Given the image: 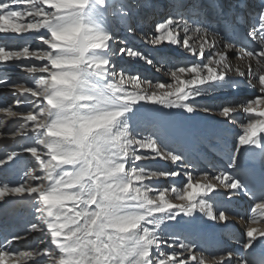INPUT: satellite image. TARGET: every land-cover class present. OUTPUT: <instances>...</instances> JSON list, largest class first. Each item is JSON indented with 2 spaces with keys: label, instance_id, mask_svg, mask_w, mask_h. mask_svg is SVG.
I'll use <instances>...</instances> for the list:
<instances>
[{
  "label": "clouds",
  "instance_id": "clouds-1",
  "mask_svg": "<svg viewBox=\"0 0 264 264\" xmlns=\"http://www.w3.org/2000/svg\"><path fill=\"white\" fill-rule=\"evenodd\" d=\"M40 3L50 10L37 8L34 3L35 15L27 14L33 16L31 20L11 16L22 32L39 33L43 29L45 35L38 39L47 46L42 51L31 52L30 46H25L20 52V56L28 54L43 62L24 69L35 77L34 94L41 98L38 103L44 105L38 124L44 129L38 138L41 150L33 149L37 162L28 169L19 186L34 202L37 222L31 226L32 231L41 233V243L46 245L32 250L28 264L35 261L41 264H143L155 236L146 225L158 227L160 217L168 216L166 200L178 199L174 195L175 188L172 191L162 188L159 195L154 194L148 182L164 178L162 173L146 172L134 162L128 167L133 157L136 161L142 159L136 152L149 142L133 133L130 114L142 101L166 107L193 106L184 97L199 96L201 88L191 86L193 76L189 73L186 77L189 88L185 93L160 101L140 100V94L151 97L161 89L148 84L142 90L125 89V79L132 84L137 75L126 76L112 64L107 53L114 37L89 22L86 14L89 0H40ZM239 52L243 54V49ZM243 60L246 67L251 63L247 55ZM236 69L243 71L238 64L229 71L230 77H241ZM257 69L261 70L260 64ZM160 70L172 78L171 70ZM180 74L177 70L176 75ZM19 87L30 90L27 84ZM253 87L264 90L259 82H254ZM249 105L256 106L249 101L231 107L235 113H246ZM200 110L206 111L205 108ZM216 114L223 116L221 111ZM255 120L256 117L247 119L240 125L241 138L246 134L247 124ZM261 121L257 126L259 137L264 136V131H259L264 127V119ZM137 145L139 147L133 151ZM240 220L246 226V233L257 228L256 225L260 229L254 236L247 235L244 245L247 250L257 239L264 238V214L259 216L258 222L255 216H251V222L242 217ZM207 259L208 264H217L212 257ZM236 264L249 262L237 260Z\"/></svg>",
  "mask_w": 264,
  "mask_h": 264
},
{
  "label": "bare ground",
  "instance_id": "bare-ground-1",
  "mask_svg": "<svg viewBox=\"0 0 264 264\" xmlns=\"http://www.w3.org/2000/svg\"><path fill=\"white\" fill-rule=\"evenodd\" d=\"M136 2H138L137 6L140 5L141 7H143L144 3H151L152 1L136 0ZM193 2L194 0H190L187 6L192 5ZM160 3L161 5H157L156 7L154 6L155 8L153 9L156 11L161 10L162 12L166 10L169 12V15H172L177 11H182L184 13L185 19L186 16L189 15L187 12L188 7H185L184 9H176L180 4L183 3L182 0H179V4H177L176 0H161ZM92 4L96 5V7L102 12L94 10L90 6ZM247 4H249L251 7H254L252 2L251 4L249 3V0ZM90 5L86 11L87 18L91 24L102 30H106L109 32L113 31L112 27H114V22H112L109 17L106 16V10L109 9V5H113L116 8V12L120 15H123L125 18L127 16H125V14H129L130 12V14L134 15V17L138 20V25L140 27L143 28V26L145 25V16L140 11H137L138 13H136L131 5H125L122 0H104L103 4L100 3V0H92ZM167 16L163 20H166L168 18ZM158 22L160 23L161 21ZM1 23L2 22H0V25H2ZM0 30L3 29L0 28ZM28 34L32 35L34 33ZM5 35H12V37L17 36L14 37V39L18 38L17 34ZM144 39H142V42L147 44ZM38 40L39 39L37 38H31L29 44L33 43L34 45H36V43H38ZM133 41L135 40H131V42ZM137 41L140 40L138 39ZM122 44L125 45L124 43ZM134 45L136 47V44ZM163 45H171L173 47H176V44L171 43H165ZM25 46L30 45L26 44ZM17 47L21 46L17 45ZM218 49L224 50V45L219 44ZM216 50L217 49H212L210 51L214 54ZM226 51L228 53L229 61L231 62L232 67H235L239 64L243 67V70L246 69V62L243 59H240L239 55H235V52L237 51L236 48L227 49ZM150 52L152 51L150 50ZM182 53H184V55H181V57H183V67L191 66L192 64H194L193 62H196L197 64L198 62L201 63L203 61V59H201L200 57L192 56L185 49H183ZM205 55L209 56L210 53L206 51ZM135 59L142 60V58L140 57H136ZM118 62L119 60L112 63H117L118 65ZM14 63L22 66L24 61L9 62L3 66H0V69H4L5 66H10ZM127 68L131 67L128 65ZM6 77L13 82L25 81V74L23 73L20 74V76H17V78H12L9 76ZM25 82L29 83L30 81ZM198 87L201 88L200 95L191 98L188 103L192 104L193 106L201 105V103H203V105H207L210 108H215L214 111H201L200 109L202 108L195 106L197 110L189 113L184 107H166L161 104H152L145 101H142L135 106L133 113L130 114V117L133 118V121H137L138 126L140 127L137 130L145 131L149 127L152 128L151 137L157 140L162 148H164L166 151L178 154L183 158L180 162L177 163H173L169 160V163H166V160L161 163V159H149L144 161V165H147L146 168H150L152 170L164 169L170 173L179 172V176H182V178L184 172H186L187 174L191 173L192 175L197 176V174H202L203 172L216 173L219 171L229 172L237 176L238 178L237 174L239 164L236 168H233L231 167V163L233 158L237 156V149H239L240 163V159L250 146L247 145L243 148H240L238 144L239 136L243 131L240 125L247 122L248 114L235 113L231 117H223L217 115L216 113L218 112V110H220V104L222 105V107L235 106L251 101L259 95L258 89L255 88V90L253 91V95L249 96L248 98L239 97L243 93V91L237 92L240 88L246 87L248 89V87H250L249 89H252V86L249 85L247 78L244 77H230L223 82H208L207 84ZM1 89L2 88H0V90ZM1 94L2 91L0 92V95ZM11 94L8 93V95H5L7 101L8 99H11L13 97V95ZM234 94H236L237 96L235 97ZM3 104H5L4 98L0 96V105ZM13 105H15V103ZM24 107L26 109L27 107H29V105L25 104ZM260 108L261 110H264V106H260ZM142 119L145 120V123L143 124H141ZM261 119H264V117H261ZM15 126H17V122L14 121V118H9V120L4 122L3 124L4 129H12ZM143 126L145 127L143 128ZM221 140L223 141V143H221V145L223 146L229 147V144L232 143L231 148L233 150V157L230 162L228 161L224 163V166L227 165L228 169H220L219 163L215 162V166L218 167L217 171H207V169H205L204 171V168L196 163L199 150L204 144L208 142L220 143ZM3 141L4 140L0 139V146L4 144ZM139 151H144L146 152L145 154L151 155V153H148L149 150ZM227 152H229V150ZM227 152L225 154H228ZM20 161L22 160L20 159ZM19 164V162L12 160L9 161L6 166H2L0 170V178L2 179H6L7 176L10 175L13 176L11 180L7 181L12 187H17L16 185L22 184L24 182L25 174L27 172L25 167H27V165L24 161L21 162V166ZM144 165L142 164V166ZM184 165H187V167L185 168ZM187 174L185 176V180H188ZM179 176L170 175L159 180H165L169 182L171 179H174V181H171V183H176L179 181L178 179H180ZM167 182H163L164 184H162L156 180L148 183H151L154 187H159L165 186ZM213 183L216 182L213 181ZM180 187L182 186L180 185ZM243 191L244 187L241 189L238 195L233 196L226 189H217V191L211 193H200L197 197V199L200 198L205 200L209 205L212 206L215 211H217V213L219 211H224L227 214L232 215L230 216L231 221L228 223L211 220L198 209L191 216L185 215L184 213L176 214L175 212H173L172 215L175 217L174 219L169 218V216L160 217L161 222L157 227V233L169 235L170 240H175L176 243L179 244L184 243V240H187V238L188 240L190 239L188 245L194 246L197 251L205 254V264H208L207 258L209 256L225 255L227 253H233L234 255L231 261H226L225 264H236L237 260H246L249 262V264H256V259L264 254V238L257 239L253 243L251 248L245 250L244 245L247 243L248 237L246 233V226L240 220V217L245 220L250 219L253 215V209L258 202L251 203L250 206H248ZM9 199H15L14 203L2 207L4 203L10 201ZM27 200L31 201V205H27L25 203V201ZM173 202L177 204L187 203L186 201L179 200H174ZM36 216L37 214L34 202L27 195L10 196L5 201L0 200V225L4 226L7 232L10 231L13 233V238L11 239L8 238V234L5 235L4 242L2 244L0 243V251L7 250L10 252H15L23 250L43 249V247H45V244L41 243V240L43 239L42 234L33 232L31 227L34 223L37 222ZM256 226L259 229V225ZM16 236L24 237V239L16 240L14 239V237ZM232 240H235V242ZM34 264H41V262L35 261Z\"/></svg>",
  "mask_w": 264,
  "mask_h": 264
},
{
  "label": "snow or ice",
  "instance_id": "snow-or-ice-1",
  "mask_svg": "<svg viewBox=\"0 0 264 264\" xmlns=\"http://www.w3.org/2000/svg\"><path fill=\"white\" fill-rule=\"evenodd\" d=\"M92 0H89V5ZM179 4V0H176ZM36 4L37 8H44L45 11H49L47 5L40 3V0H0V20L4 24L0 25L3 30H0V34H25L19 30L17 21L11 19L12 15L17 17H27L28 20H31L35 13L33 12V4ZM100 3L103 4L104 0H100ZM7 5V7H4ZM88 5V7H89ZM88 9V8H87ZM194 11V10H193ZM32 12L33 16H28L27 14ZM179 16V19L176 17ZM258 16L260 20L259 30L255 27L252 31V37L254 40L259 42L261 48L260 51L249 50L245 47H240L243 49V54L239 52L240 59H243L247 55L251 63L244 69L242 72L240 69H236L237 73L244 78H247L249 85L253 87L254 82H259L261 89H264V5L258 11ZM6 25V26H5ZM41 29L39 33L45 35L44 30ZM34 33V32H27ZM147 42L152 46H160L165 43L176 44L185 50H187L192 56L200 57L203 59L205 57L206 51L210 53V58L206 63L203 64H192L191 66L177 67L172 72V82H153L151 80L142 79L140 76H137L133 80L132 84H128L127 79L124 81L125 89L131 91L133 87L138 89H143L145 84L148 85H157L161 91L153 93L151 97H147L144 94L139 95L140 100L150 99L153 101H160L165 97H171L173 95L179 96L182 93H185L189 88V83L185 77L191 73L193 80L191 86H203V82H223L226 81L229 76V71L232 70L231 63H226L229 61L227 49H235L236 45L227 41L225 37L221 36L218 32L212 31L206 27H194L184 18V13L182 11L174 12L172 15H169L166 20L157 24L155 28V34L146 37ZM223 44L224 50L218 49V45ZM41 41L40 46L38 47H29V52L42 51L46 47ZM212 49H217L214 54L210 51ZM20 49H9L7 47H0V66H3L9 62L24 61L23 71L26 68H34L35 66L43 63L42 61H37L35 57L25 54L20 56ZM121 51V50H120ZM121 54H126L129 57L136 58L140 57L145 59L148 63H154V61L145 57L143 53L138 52L130 48H122ZM40 62V63H37ZM261 65V70L258 71L257 65ZM215 65V66H214ZM221 65H224L221 68ZM177 70H180L181 74L176 75ZM25 73V81H32L28 83L25 81H16L13 82L10 79H6L3 76H0V87H8L15 95V105L13 104H3L0 106V139L17 141L22 137H27L29 134H35L37 137L36 143L33 145H21L23 151L31 154L34 160V164L37 162L36 157L32 154L33 149L36 152L41 150V145L38 143L39 135L44 131L43 128L39 127L40 119V109L44 106L43 104L38 103V100L41 98L38 94H34V81L35 77L30 76L29 73ZM207 74V76L205 75ZM126 76H131L126 74ZM29 85L30 90H21L19 85L21 84ZM175 85V87H173ZM255 88V87H254ZM170 89V90H169ZM259 95L252 99L251 101L255 102L256 106L249 105L247 109L248 117L247 119H252L256 117L255 122L249 123L246 126V134L243 138L239 136L238 144L240 148L244 146L257 143V138L259 137L258 133V124H260L261 117H264V110H261V102L264 101V90H258ZM191 99L189 96H185L184 100L187 102ZM28 104L29 107L25 109L24 105ZM175 107V105H173ZM186 110L191 112L194 111L193 106H188L186 104ZM227 108V111L223 109ZM206 111H211V109L205 108ZM221 114L225 117H231L235 114L231 106H223ZM9 118H14V121L17 122V126L12 129H4L3 124ZM259 131H264V127L260 128ZM10 133V135H9ZM149 142L145 143L144 147L134 146L133 151L139 147V150H149L148 153L151 155L145 154L144 151L136 152V155L141 156L142 159L139 161L135 160L133 157L129 160L128 167H131L133 162L137 168H143L146 172H153L156 170H151L141 165V161H145L143 157L149 159H163L169 160L173 163L180 162L183 158L170 151H162V147L157 140H153L151 136L145 137ZM7 159H0V167L6 166L9 161L14 160L19 153L13 151L7 153ZM139 162V163H138ZM239 164V149H237V156L233 158L231 167L236 168ZM186 168L187 165H184ZM162 173L164 177L167 176H179V172H166V171H156ZM188 182L183 188H177L171 186L168 191H172L173 188L176 189L174 195L179 201H186L187 203H174V200H166V207L169 210V218H175L172 213L176 214L184 213L185 215L191 216L197 209L204 213L209 219L219 222L228 223L230 222V216L224 211H215L211 205H209L203 199H197L200 193H211L217 191V189H226L233 196L238 195L241 189L244 187L241 180L237 176L225 172L219 171L216 173L203 172L199 176H194L191 173L187 174ZM215 181L216 183H213ZM137 186L140 182L137 181ZM154 188V187H153ZM33 192L36 191L35 188L32 189ZM161 189L154 188V194L159 195ZM20 196L27 195V191L21 187H12L8 184L0 185V200L5 201L10 196ZM255 208L257 211L253 210V215L257 217V222L259 216L264 214V201L256 203ZM249 222L250 219H248ZM151 230L155 232L154 239L148 246L147 253L143 260V264H205V254L199 252L195 249L194 246L180 243L179 245H173L174 248H178V251H174L171 254L161 251V246L166 242L162 240L157 234L156 225H146ZM33 230V229H32ZM260 229L254 228L251 229L247 235H255L259 232ZM16 240H22L24 237L16 236ZM46 247V245H45ZM154 253H158L155 255ZM198 253L200 255H198ZM33 255L32 250H23L10 252L7 250L0 251V264H28L29 259ZM217 261V264H225L226 261H231L233 258L232 253H227L225 255H215L209 256Z\"/></svg>",
  "mask_w": 264,
  "mask_h": 264
},
{
  "label": "rangeland",
  "instance_id": "rangeland-1",
  "mask_svg": "<svg viewBox=\"0 0 264 264\" xmlns=\"http://www.w3.org/2000/svg\"><path fill=\"white\" fill-rule=\"evenodd\" d=\"M150 1L155 2V4L157 3L158 5H161V3H160L161 0H150ZM122 2L125 5L131 4V7L133 8V10L136 13H138L137 11L143 10L142 9L143 7H141L140 5L137 6V4H136L139 1L136 2V0H122ZM90 6L94 10L100 11L96 7V5L92 4ZM144 9H145V7H144ZM152 11H154V9H149V11H147V12L142 11L143 14H145L144 15L145 16V22H144L145 25L142 28L138 25V20H136L134 15H131L130 12H129V14L124 13L125 16L127 15L125 18L123 15H120L119 13L116 12V8L113 5H109V9L106 10V16L109 17V19L112 22H114L113 23L114 27H112L113 31H111L114 39L110 44V50L107 53V55L110 57L111 62H116L119 60L118 65H117V63L116 64L112 63L115 66L116 70L123 71L129 75H137V76H140L142 79L151 80L153 82H158V81L159 82H172V80H171L172 78L166 77L160 69H163V71H169V70L173 71L177 67H183V64H182L183 57H181V55H184V53H182L184 48H182L178 45H176V47H173L171 45H168V46H165V45L152 46L147 42L146 37L155 34V26L159 23L158 21L163 22L164 21L163 19H165L167 15L169 16V12L166 10H164V12H162L161 10L160 11L155 10L154 13ZM100 12H102V11H100ZM122 12H124V11H122ZM157 16L160 17L161 19H159ZM0 22H2L1 24H3L2 20H0ZM36 34L37 33L30 35L28 33H25V35H18V38H15V39H14V37H17V36L12 37V35L6 36L5 34H0V47H7L9 49H20V48H23L26 44L30 45L31 47H38L41 44L40 40H38V43H36V45H34L33 43L29 44L31 38H37L38 39V37L41 35V33H39L37 35ZM138 39L140 41H137ZM142 39H144L147 42V44L142 42ZM131 40H135V41L131 42ZM120 41L122 43H124L125 45H123ZM134 44H136V47ZM17 45H19L21 47H17ZM125 47L130 48V49H134L138 52L143 53L145 57L151 58L154 61V63H148L143 58H142V60H140V59H135V58L129 57L126 54H121L120 50L122 48H125ZM148 48L152 52H150V50ZM178 55L180 58L178 57ZM235 55H239V51L235 52ZM209 58H210V55L209 56L205 55V57L203 58V61L201 63L198 62L197 64L206 63ZM24 63L22 64V66L19 64H15V63L13 65H10V66H8V65L5 66L4 69H0V76H3V77L5 76V78L7 79L6 76H9L12 78H17V76H20V74H22V73L25 74L23 69H22ZM37 63H40V62H37ZM193 63L196 64V62H193ZM128 65L131 68H127ZM14 82H16V81H14ZM29 83H32V81H30ZM0 88L3 89V90L2 89L0 90V92L2 91V94L0 96L4 98L5 103L14 104L15 103V98H14L15 95L12 93L10 88H8V87H0ZM249 88L250 87H248V89L246 87L240 88L237 92L243 91V93H242L243 95L240 93L241 95L239 97L248 98L249 96L253 95V91L255 90V88L254 87H252V89H249ZM249 90H251V91H249ZM8 93L9 94L12 93L11 95H13V97L11 99H8V101H7L5 95L6 94L8 95ZM234 95H235V97L237 96L236 94H234ZM234 100H238V99H234ZM0 106H2V105H0ZM195 106L199 107V108H208V109H211V111L215 110V108H210L207 105H203V103H201V105H195ZM219 109L220 110H218V112L222 111V105L221 104H220ZM143 123H145L144 119L141 120V124H143ZM130 124H131L133 133L138 138L152 136V131H151L152 128L149 127L145 131L137 130L140 127L138 126L137 121L136 122L133 121V118H131V117H130ZM144 127L145 126H143V128ZM36 140H37V137L35 136V134H29L27 137H22L17 141H11V140L6 141V140H4L3 141L4 144L0 146V159H7L6 154L15 151V152L19 153V155L14 160L19 162L20 164L22 161H24L25 164L27 165V167H25V168L28 171V169L31 166H33L34 160H33V157L31 156L30 153L23 151V148L21 145L22 144L23 145H33L36 143ZM20 159L22 161H20ZM161 160H162L161 163L164 162L163 159H161ZM149 162H151V161H149ZM140 163H141V165L145 164L144 161H141ZM166 163H169V161L166 160ZM165 165H167V164H165ZM146 166L147 165H144L143 167H146ZM1 168L2 167H0V170H1ZM148 169H150V168H148ZM156 171H166V170L162 169V170H156ZM166 172H168V171H166ZM186 174H187L186 172L183 173V178H182V176L181 177L179 176L180 179H178L179 181L176 183H174V182L171 183V181H174V179H171L169 182H167L165 180H157L158 182H160L162 184H164L163 182H167V184H165V186H159V187L153 186V187L154 188H169L171 185L172 186L175 185V186H177V188H182L188 182V180H185ZM199 175L200 174H197V176H199ZM12 177L13 176L10 175V176H7L6 179L0 178V185H3V184L10 185V183H8L7 181L11 180ZM180 185L182 187H180ZM16 186L19 187L20 184L16 185ZM9 200L10 201L7 203H4V205L2 207L6 206L8 204L14 203L15 199H9ZM25 203L27 205H31L30 200L25 201ZM157 234L162 240H164L166 242L164 245L161 246V251L168 253V254H171L172 252L179 250L178 248L173 247V245H179V243H176L175 240H170L169 235H163V233H157ZM189 240H188V238H187V240H184L185 241L184 244H188L190 242ZM232 241L235 242V240H232ZM154 254L158 255V253H154Z\"/></svg>",
  "mask_w": 264,
  "mask_h": 264
}]
</instances>
